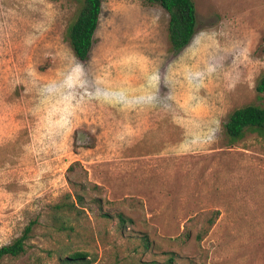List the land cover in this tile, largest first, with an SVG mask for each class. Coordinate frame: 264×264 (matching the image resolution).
Masks as SVG:
<instances>
[{
  "label": "rangeland",
  "instance_id": "1",
  "mask_svg": "<svg viewBox=\"0 0 264 264\" xmlns=\"http://www.w3.org/2000/svg\"><path fill=\"white\" fill-rule=\"evenodd\" d=\"M102 1L83 61L77 0H0V247L38 218L0 264H264V136L224 127L264 106V0H194L179 52L159 4Z\"/></svg>",
  "mask_w": 264,
  "mask_h": 264
},
{
  "label": "trees",
  "instance_id": "2",
  "mask_svg": "<svg viewBox=\"0 0 264 264\" xmlns=\"http://www.w3.org/2000/svg\"><path fill=\"white\" fill-rule=\"evenodd\" d=\"M77 2L76 16L67 28V39L76 57L84 61L89 58L95 42V33L99 26L103 1L77 0ZM146 2L152 5L159 4L168 12L167 38L170 49L179 52L186 48L197 32V8L194 0H146ZM256 90L260 97H264V72L257 81ZM224 127L233 141L242 139L248 131L257 132L264 136V106L250 103L235 108L229 114ZM57 207L69 209L66 204H59ZM119 216L122 225L130 220L123 213H119ZM213 222L211 219V224ZM37 223L38 218L32 219L21 235L0 247V258L23 255L27 251V241ZM67 228L64 223L59 225L61 230ZM197 238L201 239L202 234L199 233ZM90 262L87 253L83 251H77L63 259L64 264H91ZM168 264H173V258H170Z\"/></svg>",
  "mask_w": 264,
  "mask_h": 264
}]
</instances>
